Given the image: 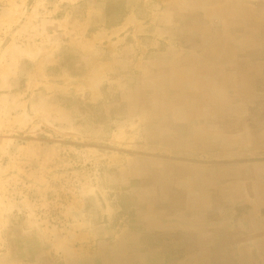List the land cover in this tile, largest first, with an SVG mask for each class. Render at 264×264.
Segmentation results:
<instances>
[{"label": "rangeland", "instance_id": "obj_1", "mask_svg": "<svg viewBox=\"0 0 264 264\" xmlns=\"http://www.w3.org/2000/svg\"><path fill=\"white\" fill-rule=\"evenodd\" d=\"M263 4L0 0V264H264L170 224L213 99L171 74L239 59L230 129L264 137Z\"/></svg>", "mask_w": 264, "mask_h": 264}, {"label": "crops", "instance_id": "obj_2", "mask_svg": "<svg viewBox=\"0 0 264 264\" xmlns=\"http://www.w3.org/2000/svg\"><path fill=\"white\" fill-rule=\"evenodd\" d=\"M239 61L218 64L205 59L202 68L181 66L171 74L174 78L180 76L184 93L188 91L185 88H189L191 76L204 80L199 81L202 86L199 94L213 99H208V103L202 106L203 116L194 128L199 131L198 144L202 147L197 155L198 161H187L189 166L184 173L190 176L173 185L186 199L181 211L171 217L170 224L174 229L180 223L183 227L192 226L198 217L203 225L212 226V231L200 233L201 239L216 243L218 239L224 243L230 240L234 255L264 261V137L254 135L248 138L251 123L245 119L240 129H230L235 120L244 118L241 109L245 106L236 99L235 89L226 88L224 82L227 78L234 81L226 72L227 68L238 66ZM219 97L234 98L229 100L231 103L236 99L233 105L238 103V112H232L233 105L222 110L217 107L215 98ZM217 109L223 115L228 113L229 122L226 117L211 115ZM245 264H251V260L247 259Z\"/></svg>", "mask_w": 264, "mask_h": 264}]
</instances>
